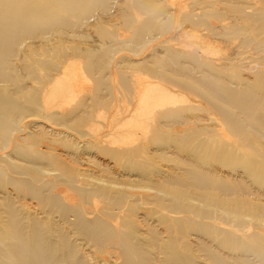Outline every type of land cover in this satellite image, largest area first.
I'll list each match as a JSON object with an SVG mask.
<instances>
[{"label": "bare ground", "instance_id": "1", "mask_svg": "<svg viewBox=\"0 0 264 264\" xmlns=\"http://www.w3.org/2000/svg\"><path fill=\"white\" fill-rule=\"evenodd\" d=\"M0 264H264V0H0Z\"/></svg>", "mask_w": 264, "mask_h": 264}, {"label": "rangeland", "instance_id": "2", "mask_svg": "<svg viewBox=\"0 0 264 264\" xmlns=\"http://www.w3.org/2000/svg\"><path fill=\"white\" fill-rule=\"evenodd\" d=\"M85 38H86V37H85ZM87 38H88V37H87ZM87 38H86V39H87ZM81 39L84 40L83 38H81ZM81 39H80V40H81ZM86 39H85V42H86ZM89 40H90V39L88 38V41H89ZM78 41H79V39H78ZM88 41H87V42H88ZM90 41H91V40H90ZM90 41H89V42H90ZM80 42H82V41H80ZM83 42H84V41H83ZM70 123H71V122H70ZM73 124H74V123H73ZM79 124H80V123H79ZM79 124H78V125H79ZM76 125H77V123H76ZM78 125H77V129H76V126L73 128L74 125H73V126L69 125V126H71V128L69 127L70 129L68 128V130H71V131H72V129H73V130L76 131V130H78V129L80 128L79 131H81V132H86L87 129H85L84 127H83V129H82L81 125H80L79 127H78ZM242 243H243V242H242ZM244 248H245V249H249V248H251V247H250L248 244H246Z\"/></svg>", "mask_w": 264, "mask_h": 264}]
</instances>
